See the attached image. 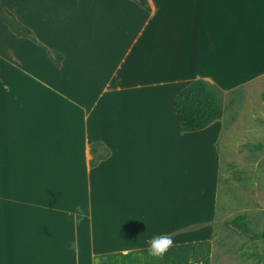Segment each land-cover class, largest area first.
Here are the masks:
<instances>
[{
  "label": "crops",
  "instance_id": "crops-1",
  "mask_svg": "<svg viewBox=\"0 0 264 264\" xmlns=\"http://www.w3.org/2000/svg\"><path fill=\"white\" fill-rule=\"evenodd\" d=\"M149 4L0 0V264H196L206 252L223 115L183 132L175 98L196 79L227 93L264 73V0ZM159 235L173 245L155 257Z\"/></svg>",
  "mask_w": 264,
  "mask_h": 264
},
{
  "label": "rangeland",
  "instance_id": "rangeland-1",
  "mask_svg": "<svg viewBox=\"0 0 264 264\" xmlns=\"http://www.w3.org/2000/svg\"><path fill=\"white\" fill-rule=\"evenodd\" d=\"M218 95L223 120L215 230L196 264H264V73Z\"/></svg>",
  "mask_w": 264,
  "mask_h": 264
},
{
  "label": "trees",
  "instance_id": "trees-1",
  "mask_svg": "<svg viewBox=\"0 0 264 264\" xmlns=\"http://www.w3.org/2000/svg\"><path fill=\"white\" fill-rule=\"evenodd\" d=\"M134 1L149 11L151 10L149 0ZM7 13L8 16L5 22L15 33L36 41L30 28L20 23L10 11L7 10ZM49 54L56 63H61L63 59L62 55L53 51H49ZM219 91L220 89L216 85L201 78L194 80L179 91L175 98V111L179 119L181 131L191 132L204 129L222 117L223 107L218 95ZM94 145H92V153L94 152ZM109 153V149L105 148L104 151L99 153L98 158L92 160V165H96L101 159L107 157ZM235 221L239 225H242L240 218ZM261 238L264 240V231L261 234Z\"/></svg>",
  "mask_w": 264,
  "mask_h": 264
},
{
  "label": "clouds",
  "instance_id": "clouds-1",
  "mask_svg": "<svg viewBox=\"0 0 264 264\" xmlns=\"http://www.w3.org/2000/svg\"><path fill=\"white\" fill-rule=\"evenodd\" d=\"M173 245V239L169 235L155 236L148 242V252L155 257H162L170 246Z\"/></svg>",
  "mask_w": 264,
  "mask_h": 264
}]
</instances>
